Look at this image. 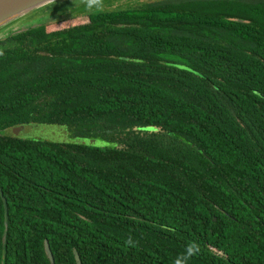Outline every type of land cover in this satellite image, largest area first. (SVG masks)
Segmentation results:
<instances>
[{
  "label": "trees",
  "instance_id": "1",
  "mask_svg": "<svg viewBox=\"0 0 264 264\" xmlns=\"http://www.w3.org/2000/svg\"><path fill=\"white\" fill-rule=\"evenodd\" d=\"M78 15L0 39V264H264V0Z\"/></svg>",
  "mask_w": 264,
  "mask_h": 264
},
{
  "label": "rangeland",
  "instance_id": "2",
  "mask_svg": "<svg viewBox=\"0 0 264 264\" xmlns=\"http://www.w3.org/2000/svg\"><path fill=\"white\" fill-rule=\"evenodd\" d=\"M70 3V9L62 14L48 15L47 12L40 13L36 10L30 14L20 18L15 23L0 32V39L9 32H14L25 26L32 25L35 21L47 20L45 26L60 25L61 28H67L73 25L85 24L83 19L85 16L78 14H88L97 11H110L115 9H124L127 7H134L144 3H151L160 0H62ZM76 18V19H75ZM6 137L18 138L23 140H33L39 142H51L59 144H73L78 140L70 137L66 127L52 126V125H39L30 124L25 126L13 127L3 132ZM82 143L89 145H98L100 143L93 140L85 141L79 140ZM104 145V144H103Z\"/></svg>",
  "mask_w": 264,
  "mask_h": 264
},
{
  "label": "water",
  "instance_id": "3",
  "mask_svg": "<svg viewBox=\"0 0 264 264\" xmlns=\"http://www.w3.org/2000/svg\"><path fill=\"white\" fill-rule=\"evenodd\" d=\"M59 0H0V30L15 23L20 18L30 14L33 11L41 9L49 4H52ZM47 20H40L35 21L32 25L25 26L22 29L14 31L15 33H20L25 31L29 28L33 29L39 27L41 25H46L48 23ZM13 32V33H14ZM0 199L2 202L3 207V225H4V232L2 235V243H5V233L7 228V205L6 200L3 197L2 191L0 189ZM43 249L46 258L48 259L50 264H54L52 254L49 249V245L46 241L43 243ZM74 260L76 264H81L79 258L75 252H73Z\"/></svg>",
  "mask_w": 264,
  "mask_h": 264
}]
</instances>
